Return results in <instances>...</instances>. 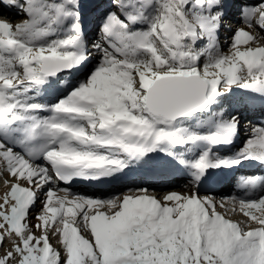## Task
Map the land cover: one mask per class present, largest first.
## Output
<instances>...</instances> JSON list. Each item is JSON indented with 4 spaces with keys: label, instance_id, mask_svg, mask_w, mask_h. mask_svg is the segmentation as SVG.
<instances>
[{
    "label": "snow or ice",
    "instance_id": "1",
    "mask_svg": "<svg viewBox=\"0 0 264 264\" xmlns=\"http://www.w3.org/2000/svg\"><path fill=\"white\" fill-rule=\"evenodd\" d=\"M87 7L0 0V264H264V176L242 196L200 188L264 165V125L226 151L238 97L264 100V0H104L92 40ZM153 154L191 190H71Z\"/></svg>",
    "mask_w": 264,
    "mask_h": 264
},
{
    "label": "rangeland",
    "instance_id": "2",
    "mask_svg": "<svg viewBox=\"0 0 264 264\" xmlns=\"http://www.w3.org/2000/svg\"><path fill=\"white\" fill-rule=\"evenodd\" d=\"M83 2L86 5H88V7L85 9V11L87 12V21H88L87 26L89 27V29H91V31L88 30L90 33L89 39L92 40V39H95L97 36V30H96L97 17H98L99 12L102 11V9L96 8L95 5L97 3L104 2V0H83ZM7 14L10 18L13 16L12 13H5V15H7ZM22 18L23 17H16L13 22H19V20ZM231 26L233 28L238 27V26H242V23L240 21V17L236 14V9H232ZM230 35H231V33L229 32L227 35H226V33H223V36H222V39L225 42V47H224L225 51L227 50L226 43H227L228 37ZM238 99H240V103L238 105H236V107L239 110V112H241V116H242L241 127H240L242 134L240 136V141L236 145V147L233 149L226 150V151H228V154H232V153L236 152L237 150H239V148H241L243 146L244 141L251 136V129L254 126L264 125L263 122L261 121L264 119V114H260V115L259 114L256 115V113L246 114L247 102H246L245 97L244 96L238 97ZM254 115H256V116H254ZM250 118H253V119L257 118V119H255V122H253L252 125L247 126V124H249V123H247V120ZM236 171H238V170L236 169L232 175H234V173H236ZM6 178H7L6 176H0V194H3V192L6 190V187L3 183L4 179H6ZM157 178H160V176H158ZM175 181H177L178 184L171 186V188H173V189H170V188H167L165 186L160 185L161 181L159 183L156 182V185H151L150 187L152 188V191L154 192V194H156L157 196H159L162 193H166V192H170V191L186 193V192H189L191 190L190 178L188 176L185 175L184 177H182V176L175 177ZM134 187L135 186H134V184L132 185V183L123 184L121 186L116 187V189L114 188L115 190L108 192V193H105V194H101L99 196H107V195H111V194L116 193V192H125V191H127L128 188H134ZM136 187H140V184L137 185ZM229 190H230V188L228 189V191L226 190L227 192L217 190L219 192L216 193L217 191H215V193H213V194L217 195L218 198L221 196H230ZM221 192H223V193H221ZM78 193H81L84 195L89 194V193L85 192V190L79 191ZM201 193L203 194V192H201ZM89 196H92V195L89 194ZM97 196H98V194H97ZM37 208H39V205H37ZM230 215L232 216L233 219H238V220L244 219V217L242 215H240L239 213H237V214H231L230 213ZM37 235H39V233H37ZM51 242L53 243L54 246L59 247L55 238H53L51 240Z\"/></svg>",
    "mask_w": 264,
    "mask_h": 264
},
{
    "label": "bare ground",
    "instance_id": "3",
    "mask_svg": "<svg viewBox=\"0 0 264 264\" xmlns=\"http://www.w3.org/2000/svg\"><path fill=\"white\" fill-rule=\"evenodd\" d=\"M8 16V14H7ZM89 28H86V30L88 31ZM226 35L229 33V32H225ZM88 39H89V36H88ZM53 95V94H51ZM246 99V102H247V111H246V114H253V113H256V115L258 114H262L264 113V100H262L260 97L256 96V97H252V96H249L247 94H244L243 95ZM43 97V96H42ZM41 97V98H42ZM54 98H52V100H54ZM51 99H43V101L41 102H50L52 101ZM243 109V108H242ZM245 110V109H244ZM244 112V111H243ZM248 112V113H247ZM241 113V112H240ZM46 115V113H45ZM254 115V116H256ZM255 120V118L253 119ZM249 123V124H247ZM247 126L248 125H252L253 122H252V118L248 119L247 120ZM243 126V125H242ZM241 129V128H240ZM242 132L240 130V133L238 135V137L236 138V141L235 143L232 145V147L230 149H233L236 147V145L239 143L240 141V136H241ZM252 134V133H251ZM162 157L164 158V156L162 155ZM166 160H163L162 163L163 165H165V162ZM142 165V164H139V166ZM253 165H257L255 162H252V163H246L244 164L243 166H240V167H237V168H234L232 170H227V171H223V172H218L215 177H214V180H215V183L217 186L221 187V189L219 191H224V192H227L225 189L226 187H230L232 184H233V181L236 179V178H231L229 177V174L235 170V169H239L241 171H250L251 167ZM152 168V167H151ZM255 173L257 174H264V165L263 166H256L255 168ZM249 173V172H248ZM141 174V177H143L144 173L142 171V166L140 167H137V165H133L131 166L129 169H126L124 173H121V174H118L117 177L121 178V179H127L130 183H132V185L134 184V186L136 187L137 185L140 184V186H143V187H150L151 185H156V182H160V185L162 186H165L167 188H170V189H173L171 188V186L173 185H177V181H175V176L174 175H169L168 178H165V176L163 177H160V178H157L156 180H151V179H143L141 177H139V175ZM164 174V173H163ZM181 176V175H180ZM247 176V175H246ZM173 177V178H172ZM167 179V180H166ZM233 179V180H232ZM83 185H80L74 189H72L73 192L75 193H78L80 190H83L82 187ZM201 192L203 193H215V191H217L216 188H208V187H201ZM207 188V189H205ZM116 189V188H115ZM114 188H111L109 191H104V190H99L97 193H98V196L101 195V194H105V193H108V192H111L113 190H115ZM152 190V189H150ZM219 191H217L216 193H218ZM223 193V192H221ZM233 195H238L237 193H233ZM239 195H243L241 193H239ZM97 196V195H96ZM230 215V214H229Z\"/></svg>",
    "mask_w": 264,
    "mask_h": 264
}]
</instances>
